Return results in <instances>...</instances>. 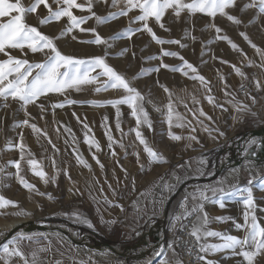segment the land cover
I'll return each instance as SVG.
<instances>
[{
	"label": "crops",
	"instance_id": "0c3cea01",
	"mask_svg": "<svg viewBox=\"0 0 264 264\" xmlns=\"http://www.w3.org/2000/svg\"><path fill=\"white\" fill-rule=\"evenodd\" d=\"M183 2L190 3L191 0ZM181 13L189 14L186 9ZM139 14L138 9L132 10L128 16L122 17L124 22L122 21L121 25L126 26L128 23L133 29L142 28V22L130 24ZM167 14H174V11L168 9L165 12V15ZM152 20L154 19L150 18L148 24ZM124 29L121 27L116 32L104 29L99 35L107 41L105 44H81L86 50L94 51L91 56L88 54L89 58L103 57L108 65L130 82L133 80L134 83L131 84L137 88V83L131 76V71L127 72L123 59L119 58L115 65L107 60L106 54L99 55L100 52L116 48L122 52L129 50L128 42L131 37L110 39ZM260 48L264 51L263 47ZM262 64L264 55L255 51L242 59L223 63L220 66V79L216 78L214 70L205 69L201 76L205 77L212 91H201V98L212 95L214 103L201 109L206 111V115L204 119L201 118L199 140H189L190 128L183 126L167 129L163 134L164 139L160 141L155 138L156 128L149 118L151 128L147 124H140L139 131L149 145L163 155L166 163H149L144 146L136 138L137 122L130 107L119 105L120 115L117 117V108H111L109 104L91 109L84 104L65 103L63 99L68 97V92L41 96V99L50 100L46 102L47 106L50 105L46 114L50 126L47 128L46 123H37V128L42 130L39 133L27 126L26 130L23 129L22 137L23 143L33 154L32 158L38 161L40 168L47 173L49 183L44 184L40 177L34 175L26 160L21 162V174L29 183L34 184L39 192L50 193L52 199L47 195L29 192L17 181L14 175L16 169L8 162L20 159V152L14 148L6 150L10 139L13 143L12 136L6 139V154L0 156V166L4 167V173H0V195L18 202L19 205V208L9 207L5 212L26 210L31 215L22 218L26 217V222H31L35 227L25 230L21 227V232L47 236L45 238L38 235L36 242H21L22 250L28 259L31 260L33 250L48 248V251L38 253L44 264H56L57 261L60 264H161L162 259H167L169 264H175L177 259L180 260L179 255L174 246L169 248L168 245L173 244L174 236L184 220L177 221L175 217L183 213L181 204L185 197L188 198L186 207L190 211L193 204L199 202L198 199H192L193 194L199 196L197 189H203L206 185L216 186L217 181L228 176L233 169H239L238 181L229 178L223 187L227 190L230 184L237 182L240 186H247L249 178L254 176L251 187L256 204L255 215L258 223L264 227V190L258 187L260 179L264 177V162L252 163L245 158L251 147L249 141L257 140L246 138L245 132L253 127H264ZM236 68H239L243 75L237 73ZM97 70L102 71L99 68ZM250 71H253V75H249ZM98 78L102 83L107 79L104 76ZM257 81L260 83L259 89ZM241 83H246L247 92L243 97L236 98L234 90ZM102 92L104 94L100 97L106 99H118L126 95L123 89ZM60 103H64V107L53 108L54 104ZM239 105H247L249 110L238 112L236 109ZM117 119L120 123L119 130L116 126ZM169 131L182 139L172 140ZM220 132L224 135H219ZM109 135L112 137L111 141ZM201 158L206 163H199ZM238 158L243 160L242 164L231 163V160ZM51 177H55V182ZM166 184L175 187L169 190L164 187ZM207 195L211 196V192ZM204 211L209 217L207 231H218L241 239L246 236L244 230L235 227L236 224L244 223L245 208L242 201L226 200L223 208L211 200L205 201ZM73 212L82 214L94 227L75 222L70 215ZM12 217L20 216L0 214V220ZM217 217L231 219L221 222ZM52 228L60 230L61 233L50 231ZM145 241L148 242L146 246ZM201 242L203 245L223 243L218 237L203 236ZM154 244L155 253L148 255L146 249ZM91 245L94 247L88 251L87 248ZM161 246L164 247L165 255L157 256ZM235 251L239 252L240 249ZM203 257L205 259L199 264H207L208 261H213L214 264H247L242 255L234 254L232 250L203 252ZM0 264H5V259L0 258ZM10 264L23 262L20 258L13 257ZM254 264H264V254L257 256Z\"/></svg>",
	"mask_w": 264,
	"mask_h": 264
},
{
	"label": "snow or ice",
	"instance_id": "6c2138e0",
	"mask_svg": "<svg viewBox=\"0 0 264 264\" xmlns=\"http://www.w3.org/2000/svg\"><path fill=\"white\" fill-rule=\"evenodd\" d=\"M107 4L108 0H85L81 3L78 0H32L31 4L25 6L22 0H0V54L5 55L7 58L0 60V98L5 102L11 98L12 100L18 101L22 108L26 109V106L35 103L41 96H46L49 93H65L69 89H75L76 91L82 90L86 85H90L98 82L99 76H104L107 79L103 82L102 86L96 87L95 91H106L108 88L123 89L126 95L107 101H88V103L94 105L110 104L117 108V117L120 115L119 105H128L132 109V115L136 118L137 129L135 130L136 138L140 144L144 146V151L149 157V163H166V159L161 153L154 150L143 137L139 131L141 123L147 124L151 128V122L148 119V113L143 108L141 101L144 100L142 94L132 86L131 82L121 73L117 72L113 67L105 62V59L100 56L80 59L74 56L64 55L57 47L56 40L63 38L74 30L80 32H91L95 35L93 40L81 41L82 43L92 44H105L107 41L102 38L97 29L82 27L87 21L94 19L97 25L108 23L121 16H128V13L134 9H138L140 14L135 16L130 21L131 23L142 22V28L133 29L128 27L122 32L116 33L115 36L110 39H118L123 37H131L134 31H147L152 35L153 40L159 44L170 43L177 44L181 48L186 47L180 40H163L159 38L153 29L149 27L148 21L150 18L154 19L161 28H165V25L161 22L164 17L166 10L172 9L177 17L180 16L181 11L187 10L189 14H195L197 12L206 14L212 18H215L217 14L226 16L227 19L235 24H240L241 20L236 16L230 15L226 9L235 7L236 0H191L190 3H184L183 0H111V7L116 8L121 3L123 7L118 8L115 12H109L106 16L98 15L94 10V3ZM43 6L47 10V15L43 16L39 20L41 26L48 25L54 22H60L62 19H67V26L59 33L56 37H51L39 30L38 27L30 25L26 22V16L28 14H36L38 9ZM55 6V7H54ZM257 0H253L252 3L244 5L241 11L248 8L256 7ZM259 12L264 13V0H258ZM74 9L81 12L86 11L89 15H75ZM251 23V21H250ZM211 27L215 28L217 33H220L222 29L212 24ZM165 30H169L166 29ZM185 35H188L185 30ZM240 35L249 42V44L256 49L257 52H261L264 55V51L258 48L254 43L251 42L246 33L241 32ZM76 37L73 36V39ZM218 39L228 40L233 49L238 46L227 37L218 36ZM195 39V37H193ZM27 48L31 53H43L45 59L41 62H30L27 59L17 58L12 56L9 49H18L23 52ZM126 51V49L124 50ZM162 56H173L178 57L183 61L182 65L177 67H171L167 64H161L159 67L167 68L172 71H180L184 75H188L190 70L192 73H196L197 69L189 63L184 57L179 56L176 52L162 51ZM155 57H149L147 59H154ZM227 63V61H222ZM159 67L150 69L148 71H159ZM235 67V66H233ZM264 67V64L261 65ZM101 69L97 75H91L95 69ZM237 73H240V69L236 68ZM146 74L144 70L133 79H139L140 75ZM243 75V73H240ZM192 79H197L201 83L207 85L205 77L201 75H193ZM257 88H260L259 81L256 82ZM243 87V86H241ZM165 92H169V89L164 86ZM208 91H211L209 88ZM227 94V93H226ZM169 96L171 93L169 92ZM210 103L213 102L212 96L207 97ZM254 99V98H253ZM231 102V101H229ZM67 104L82 103L75 100H66ZM43 110V105L40 106ZM62 108L64 103L54 104L53 108ZM167 122L169 128L173 124L174 109L171 102L168 104ZM222 107V106H221ZM238 112L248 111L247 105H239L236 109ZM28 115V113H25ZM201 115H206L202 110ZM176 119H181L178 114H175ZM211 119V117H208ZM21 125H28L36 133L41 132L37 125L29 124V120L13 124V127ZM87 128V125H84ZM117 129H120L119 119H117ZM178 127H183V124H177ZM195 131V129H192ZM46 135V133H44ZM219 135L223 136L224 133L220 132ZM169 137L172 140L179 141L182 139L181 136L173 134L169 131ZM109 141L112 140L111 135L108 136ZM87 139V138H86ZM189 140H197L195 136H189ZM51 143V141H49ZM259 142L255 139L249 141V146L258 144ZM99 148V145H96ZM111 147V144L109 145ZM122 146V145H121ZM53 147H55L53 145ZM13 148L18 149L20 152V159L10 160L8 164L15 167V177L17 181L29 192H36L39 195H47L49 199H52L50 193H42L36 188L34 184L29 183L22 173V161L26 160L27 165L30 167L32 173L43 181L44 184L49 183V177L46 172L40 168L38 161L32 158V153L27 149V146L23 143V137L21 135V142L13 144L11 141L6 145V150H12ZM139 157V154H136ZM255 155V152L252 153ZM94 159H96L94 157ZM81 163H85L81 161ZM99 164V160L97 159ZM199 163L204 164L206 161L201 158ZM53 166L55 167V161L53 160ZM87 166V165H86ZM90 167V166H89ZM103 167V165H101ZM143 167V165H141ZM239 169H233L228 176L217 181L216 186L206 185L203 189H197L199 196L193 194L192 199L199 200L198 203L193 204L191 210L186 207L188 198L185 197L181 207L184 209L180 216L175 217L177 221L186 219L189 216H196V223L192 226L191 236L195 237L197 241L203 237H218L223 243L212 244V245H201V252H218L224 250H232L234 254L242 255L247 261V264H254L257 256L264 254V227H262L257 220L255 215V198L251 185L253 184L255 177L251 176L248 180L247 186H240L237 183L230 184L226 190L223 185L228 183L229 178L233 181H238L237 173ZM0 173H4V167L0 166ZM51 180L55 182V177H51ZM179 180V178H177ZM165 188L171 190L175 185H164ZM258 187L264 190V177L259 181ZM211 192V196L207 195ZM240 200L242 201L244 211V223L236 224L237 229H242L246 232V236L241 239L237 236L228 235L218 231H207L206 226L209 223V217L207 212L204 211V202L211 200L213 203L219 204L221 208L225 207L226 200ZM9 207L19 208L18 202L7 199L3 195H0V214H10L15 216H28L31 213L26 210H19L15 213H6L5 210ZM65 215H69L65 213ZM75 222L88 224L89 227H94L89 220L84 218L82 214L73 212L70 214ZM218 221H225V217H217ZM175 227V225H173ZM43 235L47 238L46 234H26L24 232L15 233L11 239L6 243L0 245V258L5 259V264H10L11 258L18 257L22 260L23 264H44L39 258V252L48 251V248H39L33 250L31 253V260L25 255L22 250L21 242L24 240L36 242L37 236ZM58 235V234H57ZM169 248H173V244L168 245ZM239 248L240 251L235 250ZM252 249V250H247ZM174 255H175V250ZM157 256H164V247L161 246L160 250L156 253ZM198 260H204L205 257L198 256ZM56 264H60L59 261ZM161 264H169L167 259H162ZM175 264H182V261L177 259ZM207 264H214L213 261H208Z\"/></svg>",
	"mask_w": 264,
	"mask_h": 264
},
{
	"label": "rangeland",
	"instance_id": "374dc122",
	"mask_svg": "<svg viewBox=\"0 0 264 264\" xmlns=\"http://www.w3.org/2000/svg\"><path fill=\"white\" fill-rule=\"evenodd\" d=\"M25 6L31 4L32 0H22ZM51 3V0H49ZM78 2H85V0H78ZM253 0H236V6L226 9V11L233 16H236L241 20L240 24H235L227 19L226 16L220 15L219 13L215 18H212L206 14L195 13V14H183L177 17L174 14H167L162 17V23L165 28H161L159 23L152 20L149 27L153 29L155 34L167 41V40H180L182 44L186 47L181 48L177 44L164 43L159 44L153 40L152 35L147 31H141L140 35L134 33L131 35V40L128 42V48L126 52L118 50V48L100 52L99 55L106 54L107 60L112 64H117L119 58L125 61V67L127 72L131 73L132 77H136L144 70L146 74L140 75L139 79H134L137 83V90H140L144 100L141 101L143 108L148 113V118L154 124L155 138L160 140L164 137L163 134L169 125L167 122V112L168 104L171 102L174 109L173 116V129L179 128L177 124H183L184 127H189V135L195 136L197 140L201 137V118L204 119L205 115H201V109L208 106L210 102L206 98H201V91L209 92V86L201 83L197 79H192L193 75H202L205 73V69H212L214 73H222L220 66L223 64L222 61H230L233 59H242L245 55L255 52L256 49L253 48L248 41H246L240 33H246L252 43H254L258 48L263 47L264 50V13L259 12L258 0L257 6L248 8L244 11L241 9L244 5L252 3ZM55 7V6H54ZM123 7L121 3L116 8L111 7V0H108L107 4L94 3L93 10L101 16H106L109 12H115L118 8ZM75 15H89L86 11L81 12L74 9ZM47 15V10L41 6L36 14H28L26 16V22L30 25L36 26L44 34L56 37L59 33L67 26V19L64 18L60 22H54L48 25L41 26L39 20L41 17ZM123 16L112 20L105 24L97 25L94 19L87 21L82 27L97 29L100 34L104 29H110L116 32L117 29L126 26H122V21L124 22ZM251 21V23H250ZM128 22V20H127ZM215 24L217 27L222 29L220 33L215 31V28L211 27ZM133 28V26L131 27ZM185 30H187L188 35H185ZM90 34V35H88ZM73 36L76 38L73 39ZM218 36H227L232 43L236 44L238 47L233 49L228 40L218 39ZM195 37V39H193ZM95 38V35L91 32H80L79 30H74L72 33L67 34L61 39L56 40L57 47L64 55L74 56L80 59H86L94 53L93 50H86L81 43V41H87L88 39ZM262 50V48H260ZM162 51L176 52L179 56L184 57L189 63H191L196 69V73L188 71V75H184L180 71H172L167 68L159 67L162 63L167 64L171 67H177L182 65L178 57L173 56H162ZM12 56L21 59H27L30 62H41L45 59V54L43 53H31L27 48L23 52L18 49H9ZM149 57H155L154 59H147ZM7 57L0 54V60L6 59ZM159 67V71H148L153 68ZM99 70L95 69L91 75H97ZM216 76V75H215ZM217 78V76H216ZM99 79V78H98ZM219 79V78H218ZM100 80V79H99ZM133 84V80H131ZM103 83L98 81L90 85H86L80 91L75 89H69L68 97L63 100H75L80 101L89 108H102L103 105H94L88 103V101H107L114 99L101 98L104 93L102 91L96 92L95 88L102 86ZM164 86L169 89V92H165ZM113 88H108L107 92H112ZM59 94V93H58ZM63 94V93H62ZM212 96V95H209ZM213 97V96H212ZM49 99H41L35 103L29 104L25 108L21 107L20 102L12 100L9 98L6 102L0 98V156L6 154L5 144L6 139L13 137V143L17 144L21 142V135L26 126L13 127L14 123L23 121V119H28L29 124L46 123L47 128L50 126L48 123L47 111L50 105H46ZM214 103V100L211 104ZM43 105V110L41 109ZM108 104H104V106ZM111 108H114L109 104ZM122 106V105H121ZM224 106V104H223ZM126 108H129L126 105ZM204 113L205 110H202ZM28 113L26 115L25 113ZM113 111L111 110V113ZM175 114H178L181 119L177 120ZM53 123V121L51 122ZM195 129L193 131L192 129ZM24 129V130H23ZM164 139V138H163ZM11 141V139L9 140ZM8 141V142H9ZM194 141V140H191ZM12 142V141H11ZM3 146H2V144ZM16 151V149L14 148ZM12 217L13 218H22ZM8 219H2L0 221H5ZM30 228L33 227L31 222L23 223L19 228ZM9 230V231H8ZM13 230V229H12ZM11 229H0V243L5 241ZM53 230L50 229V231ZM15 230H13L14 234ZM12 236V235H11ZM156 248L155 244L151 246L150 250H147L148 255L154 254L155 251L152 250ZM88 251L92 248H87Z\"/></svg>",
	"mask_w": 264,
	"mask_h": 264
},
{
	"label": "built area",
	"instance_id": "2783aa9c",
	"mask_svg": "<svg viewBox=\"0 0 264 264\" xmlns=\"http://www.w3.org/2000/svg\"><path fill=\"white\" fill-rule=\"evenodd\" d=\"M249 75H253V71H250ZM216 76L219 79L222 78L221 73H217ZM246 92V83L239 84L234 90L236 98L243 97ZM195 219V215L184 219L174 236L173 246L176 249L180 260L182 261V264H199L201 260H198L197 257L203 256V252L200 251V246L203 245V243L201 240L197 241L195 237L190 235ZM147 250H150V247H148L146 251Z\"/></svg>",
	"mask_w": 264,
	"mask_h": 264
},
{
	"label": "water",
	"instance_id": "95a60500",
	"mask_svg": "<svg viewBox=\"0 0 264 264\" xmlns=\"http://www.w3.org/2000/svg\"><path fill=\"white\" fill-rule=\"evenodd\" d=\"M245 136L248 139L256 138L257 141L259 142L256 145L251 146L247 153L245 154V158L249 159L252 163H257V162H264V127L262 128H252L248 131L245 132ZM255 152V155H252V153ZM243 160L238 158L236 160H231V163H234L235 165H240L242 164ZM34 228V224H31ZM28 229V228H25ZM23 228V230H25ZM13 235V230L9 232L8 236ZM148 245V242L145 241L144 246ZM94 246H90V248H93ZM151 248V247H150ZM153 250V249H152ZM118 253V252H116ZM119 254V253H118Z\"/></svg>",
	"mask_w": 264,
	"mask_h": 264
},
{
	"label": "bare ground",
	"instance_id": "6f19581e",
	"mask_svg": "<svg viewBox=\"0 0 264 264\" xmlns=\"http://www.w3.org/2000/svg\"><path fill=\"white\" fill-rule=\"evenodd\" d=\"M26 221H27L26 217H24V218H13V219L5 220V221H0V229H11V230L13 229V230H15V233L21 232V229L19 227ZM53 232L61 233V231L56 229V228L53 229Z\"/></svg>",
	"mask_w": 264,
	"mask_h": 264
}]
</instances>
